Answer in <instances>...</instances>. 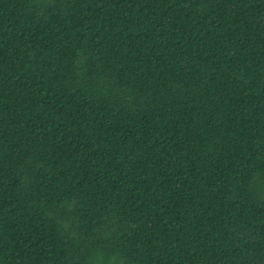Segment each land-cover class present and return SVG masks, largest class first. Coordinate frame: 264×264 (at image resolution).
Wrapping results in <instances>:
<instances>
[{
    "label": "trees",
    "instance_id": "obj_1",
    "mask_svg": "<svg viewBox=\"0 0 264 264\" xmlns=\"http://www.w3.org/2000/svg\"><path fill=\"white\" fill-rule=\"evenodd\" d=\"M0 264H264V0H0Z\"/></svg>",
    "mask_w": 264,
    "mask_h": 264
}]
</instances>
